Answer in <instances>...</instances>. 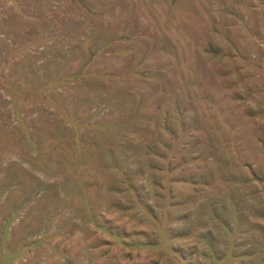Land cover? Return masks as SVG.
Here are the masks:
<instances>
[{
    "label": "rangeland",
    "instance_id": "374dc122",
    "mask_svg": "<svg viewBox=\"0 0 264 264\" xmlns=\"http://www.w3.org/2000/svg\"><path fill=\"white\" fill-rule=\"evenodd\" d=\"M0 264H264V0H0Z\"/></svg>",
    "mask_w": 264,
    "mask_h": 264
}]
</instances>
